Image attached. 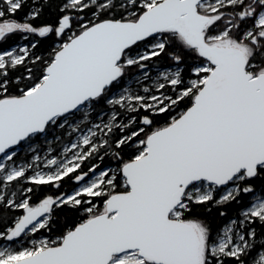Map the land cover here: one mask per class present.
I'll list each match as a JSON object with an SVG mask.
<instances>
[{
  "label": "snow or ice",
  "instance_id": "6c2138e0",
  "mask_svg": "<svg viewBox=\"0 0 264 264\" xmlns=\"http://www.w3.org/2000/svg\"><path fill=\"white\" fill-rule=\"evenodd\" d=\"M17 33L0 264H264V0H0V45Z\"/></svg>",
  "mask_w": 264,
  "mask_h": 264
},
{
  "label": "trees",
  "instance_id": "16d2710c",
  "mask_svg": "<svg viewBox=\"0 0 264 264\" xmlns=\"http://www.w3.org/2000/svg\"><path fill=\"white\" fill-rule=\"evenodd\" d=\"M29 4H31V0H29ZM28 10H29L28 9V6L26 5L24 7V9H22L21 11H19L16 14V18L17 19H23L25 17L26 13L28 12ZM55 11H56L55 8L49 9L48 11L45 12L44 16L41 17V19L47 20V19L53 18V15L52 14H54ZM36 23H39V21H36ZM20 37H21V34H19V33H17V34H10L7 37V40L2 45H0V47L10 48V47H12L14 45H17V44H20V43H24V44L27 43L26 40H23ZM51 44H52V42L50 40H43L42 43H41V45H40V47L38 48L37 51L40 54L47 55V51L50 50ZM170 64H171V61H169L167 59V57H165V56L162 55L159 59L154 60L152 62V64H150V66L153 67V65H154L155 66L154 68H162V67H168ZM156 70L157 69H155V70L152 69L153 74L155 73ZM39 141L40 140L37 139L34 144H37L38 146L43 145V144H40ZM61 144H62L61 142H58V143L55 142V143L52 144V146H53L54 149H59ZM18 155H19V152H18ZM29 155L30 154H26L24 156V159L27 158V157H29ZM18 159H19V156L17 157V160ZM109 163H110L109 160L106 158L105 161L101 164V166L102 165H105V164H109ZM256 184H257V186H260L261 184H264V181L257 180L256 181ZM68 187H69V185L66 184L65 185V188L63 190H67ZM42 191L51 192V191H53V189H51V188H45V189H42ZM243 199L246 201L248 199V197L245 196V197H243ZM235 209H236V205L235 204L231 205L229 207V209H227L228 212H229V215H232V213L235 211ZM58 215H59V218H60L61 223H63V220H64V214H63V212H60ZM209 215L212 218H214V220H216V221H219L221 219L219 217V215H218V210L216 208H213L212 209V212ZM58 234H59V232L54 227L52 233L50 234L51 237L57 236ZM42 235H46V234H42Z\"/></svg>",
  "mask_w": 264,
  "mask_h": 264
},
{
  "label": "rangeland",
  "instance_id": "374dc122",
  "mask_svg": "<svg viewBox=\"0 0 264 264\" xmlns=\"http://www.w3.org/2000/svg\"><path fill=\"white\" fill-rule=\"evenodd\" d=\"M24 43H20V44H17V45H23ZM17 45H14V46H12V47H16ZM11 48V47H10ZM166 69V68H165ZM165 69H161V70H165ZM41 139H39L40 141V144H43V145H41V146H38L37 144H33L32 145V147L33 148H36V149H41V148H43V149H47L48 147H53L52 146V144L53 143H58L59 141H55L53 138H48V140H50V141H52V144L51 145H49V144H46L45 142H44V138L43 137H40ZM67 139H68V137H65L64 138V143H62L61 145H60V148H59V150H62L63 149V147H64V145H65V143L67 142ZM23 145V144H22ZM22 145L20 146V148H18L17 149V151L19 152V159H18V161H23V160H25L24 159V156L26 155V154H30V149H29V147H28V145H26V146H23L22 147ZM41 155H46L47 154V152L46 151H43V152H41L40 153ZM30 156V155H29ZM0 245H3V246H8V244H7V242L6 241H1L0 242ZM14 247H19L20 246V242H18L17 244H15V245H13Z\"/></svg>",
  "mask_w": 264,
  "mask_h": 264
},
{
  "label": "flooded vegetation",
  "instance_id": "af4514ba",
  "mask_svg": "<svg viewBox=\"0 0 264 264\" xmlns=\"http://www.w3.org/2000/svg\"><path fill=\"white\" fill-rule=\"evenodd\" d=\"M150 68H151V69H154V70H155V69H157V70H161V69H165V68H167V67L153 68V67L150 66ZM48 138H53V137H52L51 135H49ZM39 139H41V138H39ZM23 146H26V144H23L22 147H23ZM106 165H109V164L102 165L101 167L103 168V167L106 166Z\"/></svg>",
  "mask_w": 264,
  "mask_h": 264
},
{
  "label": "built area",
  "instance_id": "2783aa9c",
  "mask_svg": "<svg viewBox=\"0 0 264 264\" xmlns=\"http://www.w3.org/2000/svg\"><path fill=\"white\" fill-rule=\"evenodd\" d=\"M56 236H54V237H51V238H55Z\"/></svg>",
  "mask_w": 264,
  "mask_h": 264
}]
</instances>
